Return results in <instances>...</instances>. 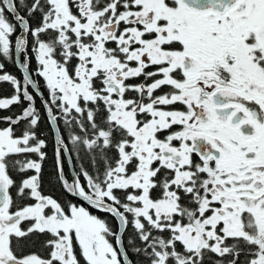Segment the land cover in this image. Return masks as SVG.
<instances>
[{
	"label": "snow or ice",
	"instance_id": "obj_1",
	"mask_svg": "<svg viewBox=\"0 0 264 264\" xmlns=\"http://www.w3.org/2000/svg\"><path fill=\"white\" fill-rule=\"evenodd\" d=\"M0 82V264H264V0H0Z\"/></svg>",
	"mask_w": 264,
	"mask_h": 264
},
{
	"label": "trees",
	"instance_id": "obj_2",
	"mask_svg": "<svg viewBox=\"0 0 264 264\" xmlns=\"http://www.w3.org/2000/svg\"><path fill=\"white\" fill-rule=\"evenodd\" d=\"M32 67L33 69L35 68V61H32ZM7 72L9 73H15L17 77H20V73L18 72L17 68L12 65L11 62L7 64ZM43 84V81H41V85ZM1 87L6 86L5 83L0 84ZM10 94V92H9ZM45 96H47V92L45 91ZM39 100H37V106H39ZM18 107V106H16ZM40 131L45 133L47 139H48V158L44 162L43 165V192L45 194H51L55 198L58 199H71L70 196H67L63 190L60 188V185L56 183L55 181V175H56V168H55V158H54V135L53 133L49 130V127L46 122L42 121L40 125ZM66 169L65 172L67 173L69 171L68 165H65ZM98 215H103L101 213H97ZM45 240L44 236H32L29 239L22 241L24 244L23 247V253L28 252V253H36L38 250L45 252L46 249L42 247V242Z\"/></svg>",
	"mask_w": 264,
	"mask_h": 264
},
{
	"label": "flooded vegetation",
	"instance_id": "obj_3",
	"mask_svg": "<svg viewBox=\"0 0 264 264\" xmlns=\"http://www.w3.org/2000/svg\"><path fill=\"white\" fill-rule=\"evenodd\" d=\"M6 69H7V65H6ZM1 83H5L6 86H3V87L0 86V97H9V96H11V94L13 92L12 86L9 83H7V82H0V84ZM9 92H10V94H9ZM19 110H20L19 107H16V106H12V108L10 109L11 112H19ZM8 114H10L8 111L0 112V115H8ZM2 126H6V125H0V127H2ZM65 169H66V167H65ZM23 254L27 255V254H31V253L25 252ZM36 254L41 255L42 257H45L46 258L47 257V250L45 252H42V251L38 250L36 252ZM241 259H243V257H241ZM82 264H83V261H82Z\"/></svg>",
	"mask_w": 264,
	"mask_h": 264
},
{
	"label": "water",
	"instance_id": "obj_4",
	"mask_svg": "<svg viewBox=\"0 0 264 264\" xmlns=\"http://www.w3.org/2000/svg\"><path fill=\"white\" fill-rule=\"evenodd\" d=\"M54 135V134H53Z\"/></svg>",
	"mask_w": 264,
	"mask_h": 264
}]
</instances>
